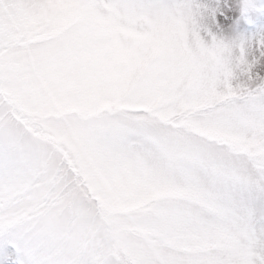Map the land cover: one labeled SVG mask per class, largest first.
<instances>
[{
  "label": "snow or ice",
  "instance_id": "6c2138e0",
  "mask_svg": "<svg viewBox=\"0 0 264 264\" xmlns=\"http://www.w3.org/2000/svg\"><path fill=\"white\" fill-rule=\"evenodd\" d=\"M0 264H264V0H0Z\"/></svg>",
  "mask_w": 264,
  "mask_h": 264
}]
</instances>
